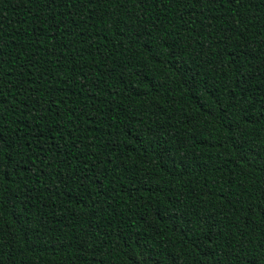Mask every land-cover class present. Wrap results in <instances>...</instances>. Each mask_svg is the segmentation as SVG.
Instances as JSON below:
<instances>
[{
  "label": "trees",
  "instance_id": "1",
  "mask_svg": "<svg viewBox=\"0 0 264 264\" xmlns=\"http://www.w3.org/2000/svg\"><path fill=\"white\" fill-rule=\"evenodd\" d=\"M0 264H264V0H0Z\"/></svg>",
  "mask_w": 264,
  "mask_h": 264
}]
</instances>
